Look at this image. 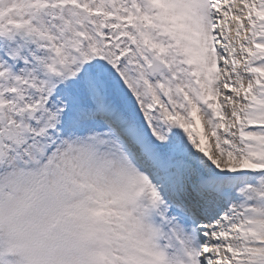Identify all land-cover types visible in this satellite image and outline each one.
<instances>
[{
  "label": "snow or ice",
  "instance_id": "1",
  "mask_svg": "<svg viewBox=\"0 0 264 264\" xmlns=\"http://www.w3.org/2000/svg\"><path fill=\"white\" fill-rule=\"evenodd\" d=\"M0 264H264V0H0Z\"/></svg>",
  "mask_w": 264,
  "mask_h": 264
}]
</instances>
